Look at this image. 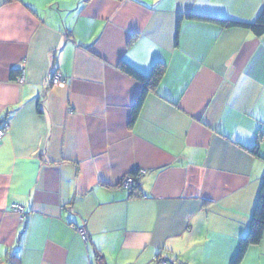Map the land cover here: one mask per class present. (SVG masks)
<instances>
[{
	"label": "crops",
	"instance_id": "crops-1",
	"mask_svg": "<svg viewBox=\"0 0 264 264\" xmlns=\"http://www.w3.org/2000/svg\"><path fill=\"white\" fill-rule=\"evenodd\" d=\"M263 5L0 0V264H230L264 175V33L213 19ZM155 62L134 115L119 66Z\"/></svg>",
	"mask_w": 264,
	"mask_h": 264
},
{
	"label": "trees",
	"instance_id": "trees-1",
	"mask_svg": "<svg viewBox=\"0 0 264 264\" xmlns=\"http://www.w3.org/2000/svg\"><path fill=\"white\" fill-rule=\"evenodd\" d=\"M187 16L189 17L191 15L187 14ZM180 18L181 16H179L177 22H179ZM213 20H215L219 25L225 26V27L244 26V27L251 29L255 34L259 35V34L264 33V5L260 13L258 14L257 18L253 22H250V23L230 21V20H224V19H213ZM119 68L123 72L128 74L129 76L135 78L142 85V90L138 97L136 107L134 109V115H135L146 93L149 90L154 89L156 85L158 84V82L160 81L161 76L165 70V65L161 62L153 63L150 73L148 74H143L139 72L138 70H136L135 68H133L132 66L128 64H124V63H122L119 66ZM134 174L135 173H133L132 176H134ZM135 182H136V179L134 177V183L132 184V186L128 188L133 189L136 186ZM263 235H264V175L262 176V179H261L260 188H259L258 195L255 201V205H254V209H253L252 216L250 219L248 231L246 235L240 239L237 254L230 264H240L244 258V255L248 247L251 245L259 244L263 238ZM96 260L98 264L99 263L102 264L103 262V258L100 254L96 255Z\"/></svg>",
	"mask_w": 264,
	"mask_h": 264
},
{
	"label": "built area",
	"instance_id": "built-area-1",
	"mask_svg": "<svg viewBox=\"0 0 264 264\" xmlns=\"http://www.w3.org/2000/svg\"><path fill=\"white\" fill-rule=\"evenodd\" d=\"M24 80H25V76H24V72L22 71L21 74L19 75L18 79H17V82L18 83H23ZM60 81H61V75L60 74H55L51 78V82L53 84H56V83H58ZM6 128H7V124L4 123L3 127L0 128V139L3 137L4 131L6 130ZM262 134L264 136V129L262 130ZM133 183H134V176H132V175H126L121 180V184L126 186V187L132 186ZM14 209L16 211L22 213V207L21 206L16 205V206H14ZM82 237H83V239H86V236H85L84 232H82ZM165 264H167V263H165Z\"/></svg>",
	"mask_w": 264,
	"mask_h": 264
}]
</instances>
